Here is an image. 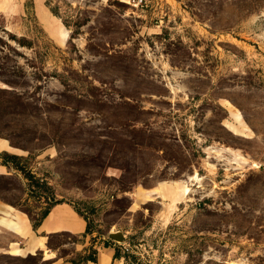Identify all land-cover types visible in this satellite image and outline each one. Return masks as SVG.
Here are the masks:
<instances>
[{
    "label": "rangeland",
    "instance_id": "1",
    "mask_svg": "<svg viewBox=\"0 0 264 264\" xmlns=\"http://www.w3.org/2000/svg\"><path fill=\"white\" fill-rule=\"evenodd\" d=\"M0 8V203L94 231L47 261L0 223V264L79 262L112 231L136 264H264V0Z\"/></svg>",
    "mask_w": 264,
    "mask_h": 264
},
{
    "label": "crops",
    "instance_id": "2",
    "mask_svg": "<svg viewBox=\"0 0 264 264\" xmlns=\"http://www.w3.org/2000/svg\"><path fill=\"white\" fill-rule=\"evenodd\" d=\"M3 2L4 0H0V7ZM7 148V143L0 140V152L7 151ZM6 168L5 165L0 164V175L5 174L7 171ZM12 213V208L0 203V215L3 216L0 218L1 226L7 227V229L14 233L19 239L28 240L25 249L22 250L23 252L32 255L37 251H41L45 253V260L47 261H51L55 257L52 251L46 253L48 240L51 236L70 234L83 237L88 229L87 219L78 213L74 206L67 203H58L54 205L37 229H34L30 219L23 214ZM89 244L88 236L81 248L85 250ZM96 249L98 250L97 261L87 262L86 264H125L124 260L115 259V245L105 247L104 243H102L96 246ZM15 251L19 252L18 249Z\"/></svg>",
    "mask_w": 264,
    "mask_h": 264
},
{
    "label": "trees",
    "instance_id": "3",
    "mask_svg": "<svg viewBox=\"0 0 264 264\" xmlns=\"http://www.w3.org/2000/svg\"><path fill=\"white\" fill-rule=\"evenodd\" d=\"M75 34L76 33L74 32L73 35L71 36V40H73L75 38ZM4 156L7 157L8 159L14 161V162L15 161H18V160H21L20 157L13 156V155H9L8 153L4 154ZM0 157H1V155H0ZM10 162L11 161H8L7 160V161L4 162V164L7 165V164H10ZM16 167H18V164L17 163H16ZM17 169H19L20 171H22L20 168H17ZM29 177H32V176H29ZM30 187L33 188L34 186L33 185H30ZM30 192L32 193V190ZM54 205H56V204H54ZM54 205H52L39 219H34L29 214L30 218L32 219L34 229H37L38 228V226L40 225V223L48 215L50 209ZM78 213H80V212L78 211ZM93 233H94V231L91 229L90 224L88 223L87 232L81 238H86L88 236H91L92 237ZM59 235H67V236H70V237H73V238L77 237V236H73V235H70V234H59ZM54 236H56V235H54ZM51 237H53V236H51ZM129 240H131V241L134 240V237L129 238ZM91 241L94 242V238H91ZM103 243H104V246L105 247H109V246L115 245L111 239H107ZM88 252H89V254L86 255V256H84V257H82L81 258V261H79V262H73L72 264H86L87 262H96L97 261V256H98V250L95 248V246L93 245L88 250ZM115 259L124 260L125 264H136V262H137L136 258L132 254H130L128 251L124 250L122 247H119V246H116V245H115Z\"/></svg>",
    "mask_w": 264,
    "mask_h": 264
},
{
    "label": "water",
    "instance_id": "4",
    "mask_svg": "<svg viewBox=\"0 0 264 264\" xmlns=\"http://www.w3.org/2000/svg\"><path fill=\"white\" fill-rule=\"evenodd\" d=\"M109 239L117 243H124L126 236L121 231H112L109 233Z\"/></svg>",
    "mask_w": 264,
    "mask_h": 264
},
{
    "label": "bare ground",
    "instance_id": "5",
    "mask_svg": "<svg viewBox=\"0 0 264 264\" xmlns=\"http://www.w3.org/2000/svg\"><path fill=\"white\" fill-rule=\"evenodd\" d=\"M65 36H67V33L65 34ZM237 119H239V118L237 117ZM230 128H231V129H235V130H237V128L234 127V126H232V125H230Z\"/></svg>",
    "mask_w": 264,
    "mask_h": 264
}]
</instances>
